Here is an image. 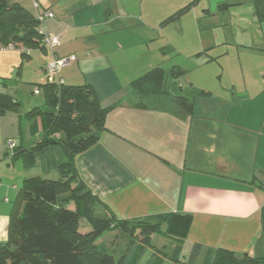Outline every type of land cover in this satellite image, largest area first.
Masks as SVG:
<instances>
[{"label": "crops", "instance_id": "crops-1", "mask_svg": "<svg viewBox=\"0 0 264 264\" xmlns=\"http://www.w3.org/2000/svg\"><path fill=\"white\" fill-rule=\"evenodd\" d=\"M17 1L32 14L54 13L40 23L45 32L58 35L54 54L76 56L60 69V77L66 85L90 86L100 106L109 109L96 142L74 156L79 179L117 218L171 212L193 217L182 241L151 234L138 264H145L158 249L165 254L163 264H186L195 243L201 250L193 264H202L217 248L256 254L264 205V66L259 70L261 85L237 92L180 80L187 71L182 65L164 66L144 58L152 44L166 55L176 52V37L182 45H188V37L196 54L203 53L201 65L210 61V51L228 43L226 33L216 30L224 22L212 17L227 13L228 19V0H36L39 10L33 0ZM249 1L264 11V0ZM51 58L42 47L26 57L17 49L0 53V105L7 98L11 105L0 112V246L7 240L23 181L49 179L41 175L57 168L63 158L52 143L33 149L41 125L27 115L35 107L46 108L43 93L33 89L44 81ZM155 66L164 70L166 93L147 96V107H137L131 82ZM197 90L203 94L194 97L191 114L174 111L173 96ZM9 139L15 149L8 147ZM98 211L106 213L100 207ZM82 223L81 232L91 229ZM106 234L110 248L102 241ZM128 238L109 230L96 243L112 254L119 247L114 254L119 256ZM176 246L180 253L175 263L170 256Z\"/></svg>", "mask_w": 264, "mask_h": 264}, {"label": "trees", "instance_id": "trees-1", "mask_svg": "<svg viewBox=\"0 0 264 264\" xmlns=\"http://www.w3.org/2000/svg\"><path fill=\"white\" fill-rule=\"evenodd\" d=\"M256 8L257 14L263 16L260 7ZM38 28L40 20L36 14L27 11L17 0H0L1 45L12 44L25 57L33 48L46 49ZM37 87L43 93L46 108L35 107L27 113L29 118H38L41 125L33 149L54 141L52 144L66 148L72 158L58 164L57 179L32 177L23 181L10 215L7 240L0 246V264H138L150 244L151 234L162 233L178 241L185 239L192 225L190 213L120 219L79 179L74 156L96 142L109 110L100 106L92 88L64 83L57 89L55 83L45 80L34 84ZM131 89L138 95L135 105L146 108L143 100L147 96L166 93L164 70L159 66L148 69L131 82ZM200 94L203 92L197 90L191 95L173 96L174 111L191 114L193 99ZM7 102L10 98L0 105V112L11 106ZM31 127L36 132L35 123ZM71 203H74L72 208ZM99 207L106 213H99ZM260 217L262 233L256 254L236 255L217 248L202 264H264V205ZM82 221L90 225L89 231L81 232ZM109 230H119L129 237L119 256L96 243ZM200 250L199 243L193 244L186 264H193ZM179 253L180 247L176 246L170 256L175 263ZM164 256L158 249L145 264H163Z\"/></svg>", "mask_w": 264, "mask_h": 264}, {"label": "rangeland", "instance_id": "rangeland-1", "mask_svg": "<svg viewBox=\"0 0 264 264\" xmlns=\"http://www.w3.org/2000/svg\"><path fill=\"white\" fill-rule=\"evenodd\" d=\"M227 2L230 12L228 19L226 18L227 13L224 18H220L222 17L221 13L212 17H219V20L222 19L224 22L216 30L219 29L222 34L226 33L228 43L214 47L209 53L212 57L210 61L201 65L205 58H199L201 57L199 55L203 53L196 54L195 47L188 37L186 38L188 45H182L184 41L176 37V52L166 55H162L159 45L152 44L149 48L150 53L145 54L144 58L148 60L155 59L157 62H162L164 66L176 62V65H182L187 70L185 75L178 76L180 80H187L188 82L194 80L196 83L206 84L208 88L214 90L223 87L238 92L242 89L249 90L254 86L261 85L259 70L264 66V15L257 14L255 4L249 0H228ZM224 11L227 12L226 8ZM261 13H264V11ZM214 22L219 24V21ZM221 37L224 38L223 35ZM190 54H194V56ZM168 59L170 60L166 61ZM172 60L174 61L171 62ZM54 146L63 155L60 163L64 159H69L64 147L59 144ZM37 157L38 155H36V160H38ZM59 175L58 169L55 168L51 169L46 175L41 176L57 179ZM74 185L75 180L72 183V186ZM73 206L74 203H71L70 207ZM82 224V228H84L85 223ZM102 241L107 248L111 247L109 234L104 235ZM114 248V252L117 254L119 247Z\"/></svg>", "mask_w": 264, "mask_h": 264}, {"label": "built area", "instance_id": "built-area-1", "mask_svg": "<svg viewBox=\"0 0 264 264\" xmlns=\"http://www.w3.org/2000/svg\"><path fill=\"white\" fill-rule=\"evenodd\" d=\"M33 6L36 10H39V4L37 3L36 0H33ZM36 17L40 20V23H41L42 20H44L45 18H53L54 13L51 10L39 11L36 14ZM38 32L43 37L42 39L43 45L52 54V58L46 66V76L44 80L50 83H55L56 88L59 89V87H61L65 83L64 80L59 75L60 69L64 66L74 63L76 61V56L73 54L68 55V56H63V57H59L55 55L53 52V49L59 43L58 35L54 33L45 32L44 29L41 27V24H40V28H38ZM7 49L8 50L14 49V46L12 44H8V45L0 44V52L3 50H7ZM39 92H40V89L38 87L34 88L33 93L38 94ZM57 135L58 134H56V136ZM7 145L9 148H12V149L16 146L15 141H13L12 139H9L7 141Z\"/></svg>", "mask_w": 264, "mask_h": 264}, {"label": "water", "instance_id": "water-1", "mask_svg": "<svg viewBox=\"0 0 264 264\" xmlns=\"http://www.w3.org/2000/svg\"><path fill=\"white\" fill-rule=\"evenodd\" d=\"M52 143H54V141H51ZM64 150L66 151L67 155L69 158H72V154L70 152H67L66 148H64Z\"/></svg>", "mask_w": 264, "mask_h": 264}]
</instances>
